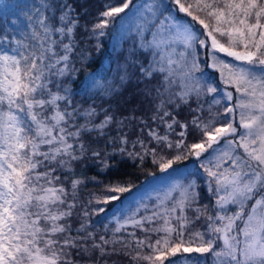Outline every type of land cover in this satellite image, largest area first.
<instances>
[{
	"label": "snow or ice",
	"instance_id": "6c2138e0",
	"mask_svg": "<svg viewBox=\"0 0 264 264\" xmlns=\"http://www.w3.org/2000/svg\"><path fill=\"white\" fill-rule=\"evenodd\" d=\"M74 14L72 5L63 3L57 17L49 0H41L27 15L29 31L20 30V38L0 34V264H79L74 257H90L95 251L102 257L116 252L117 244L126 250L125 255H131L134 247L141 249L132 256L137 264L140 260L165 264L169 257L177 259L168 264H178L180 258L184 264H207L209 256L212 264H264V0H122L120 6H108L100 14L91 30L97 51L105 29L119 19L117 45L134 34L136 51L149 57L146 65L126 60L119 69L120 83L129 78V64L133 69L138 66L142 80L161 77L155 95L152 89L145 91L154 102L151 119L158 122L156 127L140 119L135 140L124 133L107 143L114 145V153L141 164L151 158L169 186L157 193L151 210L143 198L135 201V208L127 204L116 209L104 224L105 233L112 235L101 234L99 240L89 221L91 215H107V208L89 211L84 205L80 226L71 235L72 226L65 221L73 215L82 181L72 180L69 193L56 174L70 170L72 162L89 151L85 135L103 137L115 120L106 112L95 123L97 109L74 105L73 92L62 82L78 71L72 59L79 25ZM198 47L205 49L209 67L225 85L223 114L212 111L213 105L222 103L214 97L207 119L200 97L219 89L205 78ZM79 55L81 62L89 59L83 51ZM112 85V80L92 73L84 91L110 96L118 90ZM193 97L198 106L190 123L198 138L189 144V122L178 120L170 106L179 108ZM80 119L84 122L79 123ZM117 123L122 128L124 121ZM173 134L178 138L173 140ZM92 156L99 158L101 152L93 149ZM189 157L206 173L209 193L215 197L211 206L199 204L194 182L174 179L178 171L174 165ZM130 191L131 185L116 182L106 186L102 197L93 199L106 206L121 202V194ZM250 201L254 203L246 211ZM233 206L236 211L230 210ZM141 211L144 214L137 218ZM202 217L207 229L193 231ZM112 222L114 228L109 227ZM129 225L145 236L137 237L135 231L128 232L127 238L117 235ZM152 235L158 237L154 243ZM144 247L153 254L142 255ZM192 253L199 256L187 255Z\"/></svg>",
	"mask_w": 264,
	"mask_h": 264
},
{
	"label": "trees",
	"instance_id": "16d2710c",
	"mask_svg": "<svg viewBox=\"0 0 264 264\" xmlns=\"http://www.w3.org/2000/svg\"><path fill=\"white\" fill-rule=\"evenodd\" d=\"M49 2L55 8L56 16L60 15V5L67 3L72 5L75 9V14L78 16L79 25L75 30V43L76 48L73 53V63L78 71L75 76H69L62 78V82L67 85L73 92V104L79 105L80 109H86L89 106L97 109L98 115L95 119V123H99L104 119V115L107 112L115 117L112 124L105 129L107 135L99 137L97 133L85 135L83 141L86 145L90 144L89 151L82 156L79 160L73 161L71 169H60L56 174L60 176L61 182L64 184L66 190L71 193L72 180L79 179L82 181L78 185L76 207L73 209V215L65 221L72 226L71 235L75 236V229L80 226L81 213L83 206L87 205L89 211L93 208L106 207L107 215L99 213L91 215L89 221V227L95 231L96 240H99V235L104 234L111 236V231L105 233L104 224L108 223V218L112 216L113 212L122 208L127 204H131L133 208L136 207L135 201L144 199L151 210L152 205L156 203V196H149L147 198H136L137 191L141 188L150 189L157 184H163L161 180V173L159 168L152 164L151 158H148L143 164L138 160H133L126 155H121L118 152H113L114 145L107 143L109 139H118L119 135L124 133L128 134L130 140H135L140 131V119H143L149 123L152 127H156L158 122H153L151 117L154 111V102L152 97L146 96V89H152L153 95H155V88L160 83L161 77L156 75L151 80H142L139 73L138 66L133 69L129 64L128 73L129 78L126 83H120V68L126 62V60L134 59L140 60L145 65L148 63V55L143 52L136 51L135 43L136 38L130 35L123 39L119 45L117 41L121 36V21L117 19L114 24L105 29L106 35L99 38L100 48L97 51V39L91 36V30L94 24L98 23L101 19L100 14L105 11L108 6H120L122 0H49ZM137 2V0H133ZM185 2V0H182ZM188 2H194V0H188ZM41 0H0V34H7L9 38L15 35L20 38V30L25 32L29 31L27 15L31 14L34 8L39 7ZM173 7L172 5H169ZM121 16L123 14H120ZM131 15V13H129ZM186 17V14H180ZM201 18H205L204 13H199ZM191 21V17H186ZM195 28L203 32L201 25L192 21ZM67 43V40H65ZM210 47V43H209ZM84 52L89 56L86 62H81L80 53ZM198 60L200 62L201 69L204 72V76L210 82H213L215 86H219V73L209 67V57L204 48L198 47ZM97 73L102 75L105 81L112 80L113 88L118 90L110 95H102L100 91L94 90L85 92V86L87 84V77L89 74ZM199 75V73H198ZM217 86V88H218ZM53 90H55L53 86ZM220 96V90L218 93L206 94L200 97L199 103L203 105L204 112L203 117L205 119L209 116V105L213 104V98ZM221 105H213L212 111L223 114L224 106L227 104L224 99L221 98ZM197 100L193 97L188 104H181L179 108L174 105L170 106L173 114L181 122H189V134L187 137L188 143L194 142L198 138V133L191 125L190 121L194 114L193 109L197 108ZM125 117L129 119H124ZM132 117L137 119L129 120ZM123 120V127L118 126L117 121ZM83 119L79 120V123H83ZM238 121L236 125L238 126ZM159 131L164 132L163 125H160ZM176 131H180L177 126ZM144 136H147V129H145ZM173 140L177 139L174 134L171 136ZM116 148L119 147L117 143ZM99 150L101 156L99 158L92 156V150ZM139 149V145H137ZM105 153L108 155L105 156ZM104 161L107 162L105 167ZM178 169L176 176H181L184 180L189 178L193 179L196 184V191L199 195L200 205H213L215 203V197L209 193L206 188V179L201 173L199 163L192 157H189L187 161H182L179 164L174 165ZM193 173V175H188ZM116 182H122L124 186L131 185V191L121 194V202H109L106 206L101 203H96L93 199L94 196H103L106 193V186L115 184ZM173 195H177L174 193ZM72 197L69 195V200ZM92 199V204H88V201ZM141 211L139 215H143ZM215 213L213 212V215ZM110 228L115 227V223L112 222L109 225ZM205 231L207 229V221L202 217L193 226L194 230ZM135 231L136 236L143 238L145 233L139 228L133 229L131 225L127 227L126 231L117 235H123L127 238L128 232ZM63 238V237H61ZM158 237L152 235L151 239L154 243ZM187 238V237H186ZM134 243V242H133ZM116 252H110L104 256H100L99 251H95L89 257L85 255L83 257H74L79 261V264H137L132 259L137 251H141L138 248L131 249V255H125V249L120 244L115 246ZM153 254L152 249L144 247L142 255ZM196 258L199 254L192 253L187 254ZM177 258L169 257L168 260H174ZM168 260H165V264H168ZM138 264H150L149 261L140 260ZM178 264H184L183 259L178 260ZM207 264H212V259L209 256Z\"/></svg>",
	"mask_w": 264,
	"mask_h": 264
},
{
	"label": "rangeland",
	"instance_id": "374dc122",
	"mask_svg": "<svg viewBox=\"0 0 264 264\" xmlns=\"http://www.w3.org/2000/svg\"><path fill=\"white\" fill-rule=\"evenodd\" d=\"M209 43H210V41H209ZM217 55H220L221 57H223V54H220V53H218ZM223 58H225V59H231V58H228V57H223ZM209 64H211V60L209 59ZM218 83H219V86H218V89L220 90V96H217L216 98H218V99H224V101H226V98L224 97V91H225V85L222 83V81H221V79H220V76H219V81H218ZM227 90H229V91H233V93H234V95H235V90H234V88H231V87H229V88H227ZM227 102V101H226ZM226 106V105H225ZM229 118L231 119V117L229 116ZM236 121H238V117H237V120ZM239 122V121H238ZM241 152H242V150H240ZM225 166H227V165H225ZM201 173L203 174V176L205 177V179H206V188H207V190H209V188H208V184H207V176H206V173H204L203 172V170H201ZM174 179L175 180H179L181 183H184V184H188V183H190V182H193V179L192 178H189L187 181L186 180H184L181 176H176V177H174ZM169 186V182H167V181H164V183L163 184H157V185H155L153 188H148V189H145V188H141V189H139L138 191H137V196H136V198L138 199V198H141V197H144V198H147L148 196L150 197V196H156L157 195V193H162L167 187ZM214 186V185H213ZM252 203H254V201H250L247 205H246V211L247 210H250L251 209V205H252ZM230 210L231 211H236V208L233 206V207H231L230 208Z\"/></svg>",
	"mask_w": 264,
	"mask_h": 264
}]
</instances>
